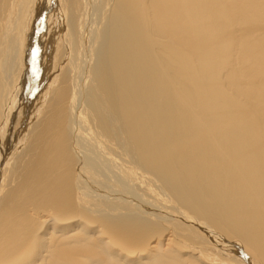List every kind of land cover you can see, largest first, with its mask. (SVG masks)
Segmentation results:
<instances>
[{"label":"bare ground","instance_id":"1","mask_svg":"<svg viewBox=\"0 0 264 264\" xmlns=\"http://www.w3.org/2000/svg\"><path fill=\"white\" fill-rule=\"evenodd\" d=\"M0 264H264V0H0Z\"/></svg>","mask_w":264,"mask_h":264}]
</instances>
